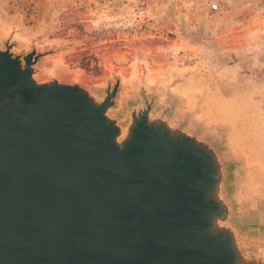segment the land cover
Instances as JSON below:
<instances>
[{
    "label": "water",
    "instance_id": "water-1",
    "mask_svg": "<svg viewBox=\"0 0 264 264\" xmlns=\"http://www.w3.org/2000/svg\"><path fill=\"white\" fill-rule=\"evenodd\" d=\"M0 46V264H264V220L239 214L222 138L152 96L113 115L98 93L40 80L55 50Z\"/></svg>",
    "mask_w": 264,
    "mask_h": 264
},
{
    "label": "rangeland",
    "instance_id": "rangeland-1",
    "mask_svg": "<svg viewBox=\"0 0 264 264\" xmlns=\"http://www.w3.org/2000/svg\"><path fill=\"white\" fill-rule=\"evenodd\" d=\"M217 5V7H213ZM40 58L36 76L98 93L120 78L113 115L152 96L216 132L237 167L239 214L264 220V0H10L0 46Z\"/></svg>",
    "mask_w": 264,
    "mask_h": 264
},
{
    "label": "crops",
    "instance_id": "crops-1",
    "mask_svg": "<svg viewBox=\"0 0 264 264\" xmlns=\"http://www.w3.org/2000/svg\"><path fill=\"white\" fill-rule=\"evenodd\" d=\"M21 1H25V0H21ZM30 1V0H27ZM44 3H46V0H43ZM10 3V0H0V6L2 5H8Z\"/></svg>",
    "mask_w": 264,
    "mask_h": 264
},
{
    "label": "built area",
    "instance_id": "built-area-1",
    "mask_svg": "<svg viewBox=\"0 0 264 264\" xmlns=\"http://www.w3.org/2000/svg\"><path fill=\"white\" fill-rule=\"evenodd\" d=\"M213 7H215V8H216V7H217V5H214Z\"/></svg>",
    "mask_w": 264,
    "mask_h": 264
}]
</instances>
